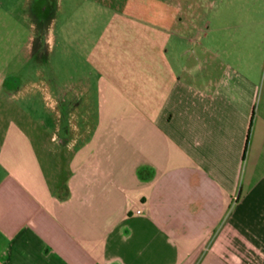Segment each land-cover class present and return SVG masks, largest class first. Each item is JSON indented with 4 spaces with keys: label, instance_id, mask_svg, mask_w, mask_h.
Returning a JSON list of instances; mask_svg holds the SVG:
<instances>
[{
    "label": "crops",
    "instance_id": "obj_1",
    "mask_svg": "<svg viewBox=\"0 0 264 264\" xmlns=\"http://www.w3.org/2000/svg\"><path fill=\"white\" fill-rule=\"evenodd\" d=\"M113 9L96 78L5 121L0 264H264V0Z\"/></svg>",
    "mask_w": 264,
    "mask_h": 264
},
{
    "label": "rangeland",
    "instance_id": "obj_2",
    "mask_svg": "<svg viewBox=\"0 0 264 264\" xmlns=\"http://www.w3.org/2000/svg\"><path fill=\"white\" fill-rule=\"evenodd\" d=\"M144 1L150 6L166 3V0ZM192 1L200 6L211 0ZM214 1L227 8L228 20L233 22L240 19L239 14L244 16L243 12H236L239 5L263 0ZM133 3L134 0H0V136L5 121L18 117L20 112L28 117L31 111L38 110V117L49 120L46 117L50 113L45 108L33 106L30 88L35 83L48 84L54 80V84H60L67 78L84 77L85 73L96 78L110 60L89 58V52L111 50V38L123 40L115 34L116 28L110 26L112 19H121V13L113 7L126 8ZM146 16L151 17L148 13ZM19 87L22 92L8 98L4 88ZM83 109L77 112L82 113ZM24 125L29 127L28 123ZM50 131L51 124L47 122L44 133Z\"/></svg>",
    "mask_w": 264,
    "mask_h": 264
},
{
    "label": "trees",
    "instance_id": "obj_3",
    "mask_svg": "<svg viewBox=\"0 0 264 264\" xmlns=\"http://www.w3.org/2000/svg\"><path fill=\"white\" fill-rule=\"evenodd\" d=\"M250 134H251V127L249 128V131H248V135H247V145H246V147H248V142H249V139H250Z\"/></svg>",
    "mask_w": 264,
    "mask_h": 264
},
{
    "label": "built area",
    "instance_id": "obj_4",
    "mask_svg": "<svg viewBox=\"0 0 264 264\" xmlns=\"http://www.w3.org/2000/svg\"><path fill=\"white\" fill-rule=\"evenodd\" d=\"M138 212L140 213V212H142V210H138Z\"/></svg>",
    "mask_w": 264,
    "mask_h": 264
}]
</instances>
